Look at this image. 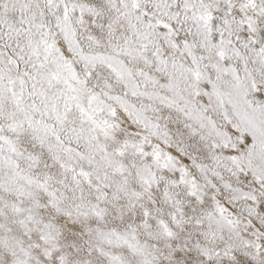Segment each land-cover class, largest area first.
I'll return each instance as SVG.
<instances>
[{"label": "snow or ice", "instance_id": "1", "mask_svg": "<svg viewBox=\"0 0 264 264\" xmlns=\"http://www.w3.org/2000/svg\"><path fill=\"white\" fill-rule=\"evenodd\" d=\"M0 264H264V0H0Z\"/></svg>", "mask_w": 264, "mask_h": 264}]
</instances>
